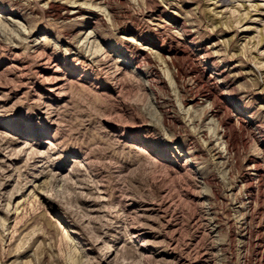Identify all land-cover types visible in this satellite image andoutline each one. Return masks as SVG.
Wrapping results in <instances>:
<instances>
[{"label":"rangeland","instance_id":"obj_1","mask_svg":"<svg viewBox=\"0 0 264 264\" xmlns=\"http://www.w3.org/2000/svg\"><path fill=\"white\" fill-rule=\"evenodd\" d=\"M62 1L80 17L0 0L19 20L0 24V264H101L109 246L111 264H264V0ZM92 28L109 56L83 45ZM213 63L224 124L189 101Z\"/></svg>","mask_w":264,"mask_h":264},{"label":"bare ground","instance_id":"obj_2","mask_svg":"<svg viewBox=\"0 0 264 264\" xmlns=\"http://www.w3.org/2000/svg\"><path fill=\"white\" fill-rule=\"evenodd\" d=\"M46 2V6L48 8H61L63 11H62V15L61 17L63 18H69V19H73V20H76L80 17L82 11H83V2H77V1H71V3H67L66 1H62L61 0H45ZM60 3H56V2H59ZM96 1V0H94ZM99 2H105L106 0H98ZM97 1V2H98ZM217 1H220L221 3L223 4H231L233 5L234 3H240L239 5H245V1H250V0H216L214 3H216ZM101 9V8H100ZM98 8V13L100 16H98V19L102 17V14L101 12L99 11L100 10ZM11 10V9H10ZM7 7H1L0 8V24L2 23L3 26H6L8 24H12V23H19V20L15 19L14 17L15 16H6V12L7 11H10ZM104 11V10H103ZM9 13V12H8ZM9 14H14L15 15V12H10ZM58 15V14H57ZM183 31H184V34L183 32L178 34L179 36V39H183L184 36H186V30L184 28H182ZM44 37V36H43ZM43 37L41 39H43ZM97 38V33L95 31L94 28L92 29H88L85 33V36L83 38V45L85 44V46L88 47V49H92V54L91 52H89V54H91L92 56H97V55H101V56H109V52H108V48H105V47H102V45L98 42V40L96 39ZM40 39V40H41ZM45 39V38H44ZM133 38H129V41H133L132 40ZM38 42H36L37 44ZM137 44H140V45H143L142 43H137ZM185 47V46H183ZM142 50H144V55L145 56H148V53H150L149 51V47L148 46H142L141 47ZM109 54V55H108ZM203 55V54H202ZM94 56V57H95ZM187 59L190 58L188 55H186ZM200 57H203V56H200ZM167 65L168 63L170 64H177V59H178V56L177 54L175 53H172L169 57L167 56ZM91 59V58H90ZM186 59V58H185ZM189 60V59H188ZM191 60V59H190ZM45 62L47 60H44ZM142 61V60H141ZM147 61V60H146ZM195 61V60H194ZM198 61V60H197ZM191 62V61H190ZM193 64V63H192ZM199 64V63H198ZM197 64V65H198ZM11 65V64H10ZM194 66L196 65V63L193 64ZM53 68L51 69H44L42 71V76L45 78V80L47 81L48 83V90L51 91V93H55L56 95H60L62 94V91L64 89V85L62 82L61 79H59V77H57V74H56V71L59 70L58 69V66L57 64H54L53 63ZM139 64H136L135 65V69L136 72H137V75H139L141 77L144 76V72L142 70H140V68L138 67ZM114 67V66H113ZM117 67V66H116ZM115 69V68H114ZM210 69H211V74L208 76V78L206 79V84L202 86L204 87V92L199 94L198 98H191L189 101L192 103V104H195V103H208L209 104V107L211 108V111H212V114L214 116H217L218 117V121L219 123H223L224 124V120L222 118H220V115L218 116V113L216 112V110H214V108L216 107H219V104L221 103V101L225 98V94H218V91L217 89L219 88L218 87V81H216L215 79H218L219 77V73H217L219 71L217 65H215L214 63L212 65H210ZM117 71V70H116ZM115 71V72H116ZM177 72V75H183L184 73H186V71L182 70L181 68L178 67V69L176 70ZM118 73V72H117ZM114 74V73H113ZM38 76V75H37ZM191 76V75H190ZM147 78L145 79L148 83H157L159 81H161L160 77L157 76V78H150L148 76H146ZM193 77V76H192ZM198 79V78H197ZM212 80H215L216 82H213ZM55 81V82H53ZM192 83V82H191ZM199 84V83H198ZM196 86V85H195ZM201 87V85H200ZM198 91V89H195ZM193 90V91H195ZM202 90V91H203ZM35 94V93H34ZM50 94V93H49ZM194 94V92H193ZM193 97V96H192ZM42 102V101H41ZM208 107V109H209ZM46 108V107H45ZM213 109V110H212ZM218 126V125H217ZM219 131V129H218ZM217 133V132H215ZM220 138H224L222 139L221 141L225 143V151H226V148L230 142V134L226 133L224 130H222L220 128ZM32 134L30 135H27L26 134V137H29L31 136ZM34 136L32 135V137L26 139V142L23 144L24 147L20 148L19 150L21 152H24L28 151V153H36V149H34L33 145L30 143L31 141H34L36 139H32ZM125 137V136H124ZM232 141V140H231ZM231 143V142H230ZM8 145V144H7ZM19 147V146H18ZM133 147H135L136 149H138L142 154H144V156L147 158V160L151 161L152 162H157V159H159V154H157L156 152H153L151 150H149L147 147H143L141 145H133ZM2 149V148H1ZM45 153V152H44ZM8 156V154H7ZM30 156V155H29ZM74 162H76L77 160H72ZM73 162V163H74ZM188 163V162H187ZM4 164V163H3ZM51 179V178H50ZM49 179V180H50ZM53 179V178H52ZM51 179V181H52ZM246 180V179H245ZM58 181V180H57ZM43 181L39 182L38 184H34V189H30V191L28 192L29 193H32V192H35L37 187H40L39 185L42 184ZM44 185V184H42ZM97 187V186H96ZM48 188V187H47ZM50 189V188H49ZM49 191V190H48ZM54 191V190H53ZM49 194H51V192H48ZM249 195V194H248ZM24 197V196H23ZM51 197H54V196H51V195H48L46 196V199L47 198H51ZM10 198V197H9ZM23 199L21 200H17L16 203H15V209L19 208V206L21 205ZM25 201V200H24ZM10 202V201H9ZM8 202V204H10ZM9 209V208H8ZM90 211V210H89ZM48 214L50 215V213L48 212ZM59 222V221H57ZM62 222H60V224L58 225L60 227V229H62V232L64 233V235L66 236V238H69L70 235H69V232H67L66 230H64V226H62L61 224ZM73 231V230H72ZM127 234L128 235H131L130 238H133V237H136L138 236L139 232L137 231H131V230H126ZM97 236V235H96ZM95 236V237H96ZM258 236V235H257ZM105 238H106V234H100L99 237L97 238L99 240V243H104L105 241ZM132 241V240H131ZM147 241V240H146ZM76 245V244H75ZM107 245V244H106ZM105 246V245H104ZM100 247V246H99ZM123 246H116L115 248H113L112 246H109L105 251L104 253H102V261H101V264H111L112 262L116 261V259L118 258V254H119V251L121 250ZM98 257V256H97Z\"/></svg>","mask_w":264,"mask_h":264}]
</instances>
